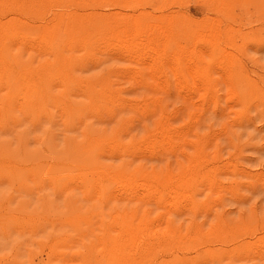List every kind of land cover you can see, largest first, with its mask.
I'll return each mask as SVG.
<instances>
[{"label":"rangeland","instance_id":"rangeland-1","mask_svg":"<svg viewBox=\"0 0 264 264\" xmlns=\"http://www.w3.org/2000/svg\"><path fill=\"white\" fill-rule=\"evenodd\" d=\"M0 264H264V0H0Z\"/></svg>","mask_w":264,"mask_h":264}]
</instances>
